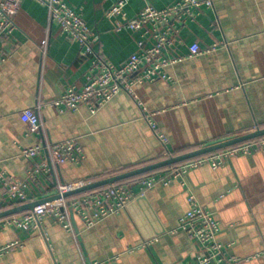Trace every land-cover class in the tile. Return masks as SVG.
I'll return each mask as SVG.
<instances>
[{"label": "crops", "instance_id": "crops-1", "mask_svg": "<svg viewBox=\"0 0 264 264\" xmlns=\"http://www.w3.org/2000/svg\"><path fill=\"white\" fill-rule=\"evenodd\" d=\"M177 1L128 0L125 11L133 17L147 6ZM114 2L70 0L98 37L93 53L63 35L48 7L34 0H21L16 29L0 37V57L7 59L0 67V170L27 180L22 150L37 144L77 138L86 154L80 165L50 162L49 174L29 185L34 201L56 195L59 184L93 182L159 162L166 149L179 155L264 128V0H215L195 20L176 24L180 42L171 53L184 59L167 68L173 81L140 83L136 98L121 91L95 115L85 105H55L70 86L83 87L97 57L122 64L139 50L141 33L118 31L121 18L107 16ZM194 43L211 51L188 57ZM30 108L40 118V133L30 134L21 120ZM190 195L220 222L217 238L227 256L264 264V150L157 184L92 228L78 215L75 224L71 219L73 231L52 215L43 219L42 233L3 228L0 248L22 245L0 253V264H193L202 251L179 229Z\"/></svg>", "mask_w": 264, "mask_h": 264}, {"label": "built area", "instance_id": "built-area-1", "mask_svg": "<svg viewBox=\"0 0 264 264\" xmlns=\"http://www.w3.org/2000/svg\"><path fill=\"white\" fill-rule=\"evenodd\" d=\"M34 1L48 7L51 20L60 26L62 34L70 41L80 44L86 53L94 52V43L98 37L93 33L83 15L72 6L70 0ZM214 2L215 0H178L161 9L147 6L135 16L128 17L125 11L128 0H115L113 6L107 11V16L121 18L118 31L126 29L141 33L142 39L138 42L139 50L122 64H115L106 58L97 57L86 76L83 87L70 86L55 102V105H60L66 110H77L81 105H85L90 113L95 115L121 91H126L136 98L135 88L140 83L155 82L159 79L173 81L167 68L184 59L181 56H173L171 53L174 46L180 42L176 24H185L188 20H195L197 13L204 7L213 8ZM20 9L21 0H0V37L12 35L17 27L14 17ZM149 42H151L150 45ZM208 51L211 50L194 43L189 48L188 57ZM6 61L5 57H0V67ZM20 116L28 126L30 134L41 132L42 124L35 109H26ZM151 117V115L146 116L151 127L167 148V138L159 134ZM263 150L264 137H261L193 158L179 166L149 174L140 180L113 183L70 198L54 199L36 206L33 210L1 219L0 230L6 227L34 228L42 233L43 219L47 215H52L60 225L73 231L71 209L75 215L80 216L86 228H92L101 220L118 214L157 184H168L173 178L183 177L191 170L203 165L218 168L233 157ZM22 155L29 162L27 180H18L0 170V184L3 188L0 191V211L9 204L14 207L34 201L29 193V185L49 174L50 162L58 165L69 162L80 165L86 159L85 151L77 138L27 147L22 150ZM165 155L170 157L168 149ZM38 158L41 162H36ZM88 183L90 182L79 181L59 184L56 194L63 195ZM189 203L190 209L181 217L179 229L189 233L200 246L202 252L193 264H243L250 259L227 256L225 245L217 238L221 225L215 215L201 205L193 195H190ZM149 243L146 241L139 248L147 247ZM20 245L22 244L19 241L12 242L0 248V253L10 251Z\"/></svg>", "mask_w": 264, "mask_h": 264}, {"label": "water", "instance_id": "water-1", "mask_svg": "<svg viewBox=\"0 0 264 264\" xmlns=\"http://www.w3.org/2000/svg\"><path fill=\"white\" fill-rule=\"evenodd\" d=\"M261 137H264V128H258L249 134H245V135H242V136H239L236 138H232L230 140H226L223 142H219L216 144H212L209 146L198 148V149L190 151V152H186V153L179 154V155H173V156H170V157H168L164 160H161L159 162H155V163H152V164H149L146 166H142L139 168L128 170L126 172H122L120 174H116L114 176H110V177H107V178H104L101 180L90 182V183H88V184H86L80 188L66 192L63 195L56 194V195L51 196L49 198H44V199L24 203V204H21L18 206H14V207H11L8 209L1 210L0 211V220L7 218V217H10V216H13V215L24 213L26 211L33 210L36 206H39L41 204H44V203L51 201V200H54V199L70 198V197L82 194L86 191L95 190L97 188L107 186V185H110L113 183H117V182H120L122 180L131 178V177H135V176L147 173V172H151V171H155V170H158L161 168L172 166V165L178 164L180 162H183V161H186L189 159H193V158H196L199 156H203V155H206V154H209V153H212L215 151H219L221 149H224V148L236 145V144H240V143L250 141L253 139H257V138H261ZM142 196H144V195H142ZM142 196H139V197H142ZM70 214H71L72 222H73V224H75V212L72 209L70 211ZM76 231L79 232L78 230H76Z\"/></svg>", "mask_w": 264, "mask_h": 264}, {"label": "trees", "instance_id": "trees-1", "mask_svg": "<svg viewBox=\"0 0 264 264\" xmlns=\"http://www.w3.org/2000/svg\"><path fill=\"white\" fill-rule=\"evenodd\" d=\"M212 153H213V152H212ZM209 154H210V153H209ZM206 155H208V154H206ZM166 158H168V157H166ZM166 158H165V159H166ZM189 160H191V159H189ZM189 160H186V161H189ZM186 161H183V162H180V163H178V164H175V165H172V166H168V167H165V168H161V169H158V170H155V171L147 172V173H144V174H141V175L135 176V177H131V178H128V179L122 180V181L117 182V183H128V182H131V181H134V180H140V179H142L143 177H145V176H147V175H149V174H152V173H154V172L161 171V170H164V169H167V168L173 167V166H175V167H176V166H179L180 164H182V163H184V162H186ZM103 187H105V186H103ZM103 187H100V188H97V189H101V188H103ZM76 196H77V195H76ZM12 206H13L12 204H9L8 206L2 208L1 210L11 208Z\"/></svg>", "mask_w": 264, "mask_h": 264}]
</instances>
